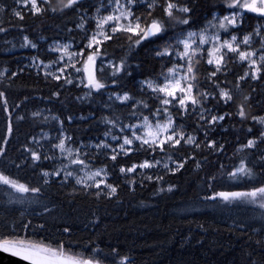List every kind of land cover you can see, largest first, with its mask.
Wrapping results in <instances>:
<instances>
[{
	"label": "trees",
	"instance_id": "obj_1",
	"mask_svg": "<svg viewBox=\"0 0 264 264\" xmlns=\"http://www.w3.org/2000/svg\"><path fill=\"white\" fill-rule=\"evenodd\" d=\"M104 1L77 0L64 8L67 0H39L43 10L34 14L29 3L0 0V176L30 189L19 192L0 182V238L62 244L74 257L99 264H264V197L230 195L264 187V61L256 75L236 53L223 51L220 66L209 63L205 51L194 55L196 103L186 109L176 101L161 103L165 97L145 84L162 85L179 62V41L205 29L214 14L234 10L235 0H134V16L145 27L161 21L164 30L147 39L143 32L118 31L102 41L99 60L113 67L98 74L99 89L80 84L73 73L31 65L32 58L55 62L58 56L47 48L55 41L85 49ZM168 3L176 5L171 17ZM263 22L244 11L242 24L225 35L258 38ZM23 38L36 48L11 51L10 42ZM218 116L223 119L213 121ZM169 117L179 143L133 140L125 152L111 139L130 135L126 127L144 118ZM42 132L50 138L33 141ZM65 135L72 158L83 161L73 171L103 168L104 185L62 174L66 160L59 159L57 144ZM241 165L249 174L238 171Z\"/></svg>",
	"mask_w": 264,
	"mask_h": 264
},
{
	"label": "rangeland",
	"instance_id": "obj_2",
	"mask_svg": "<svg viewBox=\"0 0 264 264\" xmlns=\"http://www.w3.org/2000/svg\"><path fill=\"white\" fill-rule=\"evenodd\" d=\"M156 0H141L140 3H149L154 2ZM39 3V0H37V4ZM241 3H243V0H241ZM31 5V3H29ZM136 4V2L129 3L128 0H119V4L117 3V0H106L104 1L98 8V11L96 12L95 16L93 17V25L95 29L92 31V34L89 37V40L85 46V49L79 50L77 48V45L73 42H63V41H55L52 43H49L47 46L48 50L52 53H55L58 57V59L55 62H44L43 60L32 58L30 60L31 65L35 66L36 68H41L46 71H50L55 74L60 75H66L67 73H73L76 76V79L80 82V84L83 83V85H91L93 87L95 83L102 82L99 80L98 74L101 72H104L106 67H113L111 62L108 61H102L99 60V56L97 55L98 49L100 47V44L102 41L106 40L103 35H101V32H104L106 35L110 36L111 34H114L118 30L113 32L112 28L113 26H127L129 23L132 24L133 28L135 27V24L137 22L140 23L141 28H145L143 25V22L140 18H136L134 16L132 7ZM234 4V3H233ZM32 6V5H31ZM119 8V11L117 10ZM241 8V9H240ZM234 10L228 12L224 16H220L218 14H214L212 17V22L209 24L205 29L201 31H189L181 40L188 39V34L195 33L196 35L191 38V51H195V56L198 55L200 52H207L209 55V59L212 60L213 65L220 66L223 63V51L232 52L238 54V58L245 63H248L254 70V73L257 75L259 73V67L261 64V56H264V22L263 25L258 24L257 30L261 33L259 34L258 38L253 37V35L248 34L244 36H237V35H225L229 32V28H235L242 24L243 22V16L244 11H249L240 5H236L233 7ZM125 10H130L132 13V16L125 19L123 16H121V12ZM252 12V11H251ZM256 13V12H254ZM258 14V13H256ZM232 15L236 16V22L235 24H229L227 21H225V17ZM260 15V14H259ZM108 16L113 17H120L119 20H112L108 21L107 23L104 22V18ZM262 16V15H261ZM264 17V16H263ZM224 23L226 28H221L220 24ZM130 33H133L132 31H128ZM140 33V32H139ZM142 33V32H141ZM135 34V33H133ZM95 36V40L93 37ZM201 36L205 38L206 42H201ZM233 36L236 37L235 41H232ZM249 37L248 43H244V38ZM99 41V43H97ZM224 41H228L232 43L233 49H238V51L230 50L227 46H224ZM179 49L178 53L184 52V45L179 42ZM36 48V45L32 43L30 40L23 38L17 41H11L10 42V49L11 51H18V52H24L27 50H34ZM244 52L248 53V55L245 59H241L239 53ZM168 53V52H167ZM177 53V59L179 60L178 64H176L169 72H168V78L167 80L162 84L158 85L156 81H146L145 84L149 86V84L153 85V87H165L167 85V91H172L175 89L174 96L166 95L165 92H160L165 99H168L169 101H176L179 105H181L183 108H187L189 104H193L194 98V87H193V80L190 77L194 76L195 70L192 62V68L193 71L191 73L188 72V57H182L181 55H178ZM193 55V56H194ZM24 56H26L24 54ZM92 57L90 60L89 57ZM192 56V57H193ZM27 58V57H26ZM91 61L95 65V72L92 75V78H88L87 74V63ZM254 61V63H252ZM188 77V78H185ZM179 81V85H177L175 82ZM191 85V87H189ZM153 87H150L153 90ZM96 88V87H95ZM99 89V88H96ZM183 89V90H182ZM115 98H117L119 101H124L123 97L127 95H114ZM184 98V104H180L179 100L180 98ZM226 98V97H225ZM196 103V102H195ZM39 114L44 115L46 117H51L52 115L49 113V111H42ZM220 116L217 117V120ZM55 119V117H54ZM260 122L264 120V118L259 119ZM147 121L149 124L152 125V129H148L144 127L145 124V118L138 123H136L133 126L126 127V131L128 130L130 132V135L128 134H122L118 136H111L112 141H116L119 143L120 149L121 145H123L124 148L128 147L129 145H124V139L128 138L133 140L135 139V135L138 136H145L147 133L146 138H148L150 141L153 138H158V141H163L162 144L159 142L156 144L157 146H162L163 144L171 141L167 139V137L170 134L173 135L172 140H178V137L173 132L172 129V121L169 124V118L165 120H151L147 118ZM156 124L161 125H167L165 129H161L158 137L157 133L154 131ZM264 124V123H263ZM120 131V130H119ZM50 138V134L48 132H42L38 136H36L33 141L37 143H41L47 139ZM191 139H193L191 137ZM141 141V140H139ZM254 141V140H252ZM63 142L66 149L71 150L69 151H61L58 145ZM150 145H153L150 143ZM255 145V141H254ZM59 159H65L66 162L63 166H61V171L63 175H67V173L71 172L72 175L70 177H74L79 182H82L84 184H95V185H104L105 180L107 179V172L103 168H99L96 170H81V172L75 173L72 169V167L76 166L77 163H73V160L75 158H72V155L74 153V150L71 148L68 142V137L65 135L62 141L57 144ZM149 166V163H147ZM97 171L100 172L99 176L93 175ZM69 176V175H67ZM256 231H260V228H257Z\"/></svg>",
	"mask_w": 264,
	"mask_h": 264
},
{
	"label": "snow or ice",
	"instance_id": "obj_3",
	"mask_svg": "<svg viewBox=\"0 0 264 264\" xmlns=\"http://www.w3.org/2000/svg\"><path fill=\"white\" fill-rule=\"evenodd\" d=\"M19 3L23 4L25 7H27L28 3H31L32 7L30 9V11H33V13H40L43 9L41 6H38L37 4V0H18ZM50 0H43V3L47 4L49 3ZM61 2H63V0H61ZM77 0H67V3L64 4V8H68L71 7L74 3H76ZM129 3L134 2V0H128ZM117 3L119 4V0H117ZM240 5L241 7L252 11V12H256L262 16H264V0H243V3H241V0H235V3L230 5L231 7H235L236 5ZM176 5L173 3H168L167 5V13L168 15L171 17L172 16V11L171 9L175 8ZM119 11V8L117 9ZM51 11L55 12V9H51ZM61 11H63V9H61ZM178 11L180 12H187L188 9L187 8H179ZM20 19H23V16L21 15V13L16 12L15 13ZM121 16H123L125 19L129 18L132 16V13L130 10H125L123 12H121ZM120 17H113V16H108L104 18V22L107 23L108 21H112V20H119ZM225 21H227L229 24H235L236 22V16L232 15L231 17L226 16ZM180 23H187L188 21L186 19L178 21ZM221 28H226L224 23L220 24ZM118 30H123V31H132L135 34H139V32H143L144 35L141 37V39H147L148 36L151 35H157L159 33H161L164 28H163V24L161 21L155 20L153 19L151 21V24L146 26L145 28H141V25L139 22H137L135 24V27L133 28L132 24L129 23L127 26H113L112 31H118ZM101 35L104 36L105 39H111L110 36L106 35L104 32L100 33ZM195 33H189L188 34V39H184V40H180L179 42L182 43L184 45V52L183 53H178V55H181L182 57H188V72L191 73L193 71L192 68V56L195 54V51H191V38L193 36H195ZM93 39L95 40V36L93 37ZM236 39L235 36H233L232 41L234 42ZM249 41V37H245L244 38V43H248ZM140 41H137V43H139ZM201 42H206L205 38L203 36H201ZM97 43H99V41H97ZM224 46H227L230 50L233 51H238V49H233L232 47V43L228 42V41H224ZM167 54L166 51L164 53H158V55H164ZM241 59H245L248 55V53H244V52H240L239 53ZM223 57H221L222 59ZM89 59L91 60L92 57L90 56ZM262 61H264V56H261L260 58ZM209 63H212V60H209ZM254 63V61L252 62ZM219 71V69H217ZM188 78V77H185ZM191 79H195L194 76L190 77ZM177 85H179V81L175 82ZM94 86L96 88H101L104 85L100 84V83H95ZM150 87H153V85L149 84ZM191 87V85L189 86ZM154 91H159V92H165L166 95L169 96H173V98L175 99L174 96V92L175 89H173L172 91H167V85L165 87H153ZM183 90V89H182ZM0 95H2V93H0ZM222 96L226 97L228 100H231V96L229 95V93L227 92H222L221 93ZM124 100H128L129 97L128 96H124L123 97ZM196 101L193 100V103H195ZM161 103L167 105L170 103V101L168 99H163L161 101ZM180 104H184V98L181 97L179 100ZM159 111V110H158ZM241 115H243V109L241 108ZM213 121H215L217 119V117H212ZM219 119H223V116L219 117ZM262 123H264V120L261 121ZM168 123H171V118L169 117V121ZM145 128L148 129H152V125L149 124V122L147 121V118H145V124H144ZM167 127V125H161V124H156L154 131L157 133V137L158 134L160 132L161 129H165ZM173 135L174 134H170L167 139L172 140L173 139ZM135 139L141 140V142L143 144H153L156 145L158 142L160 144L163 143V141H158V138H153L151 141L146 138L147 133L145 136H138L135 135ZM181 139H183V137H181ZM189 143H192V139L189 138L188 140ZM133 143V141L131 139L125 138L124 139V145H131ZM174 143H179V140H175ZM248 147H253L254 146V141L250 140L248 142ZM58 147L60 148V150L63 151H71L69 149H66L63 142H61L60 145H58ZM121 151H127L124 149L123 145H121ZM33 157L34 159H38L39 157L36 156L35 153H33ZM113 159H115V155H113L112 157ZM73 163H83V161H80L78 159H74ZM148 164L147 162L143 165H141V167H147ZM182 167V165H180ZM134 169H128V171H132ZM121 171H125V169H121ZM239 172L244 173V174H249L248 170H246L243 165H241V168L238 169ZM44 175H49L48 173H44ZM67 175H72L71 172L67 173ZM93 175L95 176H99L100 172L97 171L96 173H94ZM233 175H235V173H233ZM0 182H3L4 184L10 185L12 188H14L16 191L19 192H28L30 191L29 188H27L25 185L23 184H17L15 181H12L10 179H8L7 177L4 176H0ZM79 182V181H78ZM31 191L36 192L38 191V189H31ZM112 191L115 192V188H112ZM257 194H260V196L264 197V187L256 189L253 192L250 193H232L230 194L233 198L235 197H251L253 198V201L255 200ZM222 196L225 197V199L228 198L229 194H221ZM261 207H264V203L260 204ZM67 231V229L65 230ZM0 249H2L5 252H9L11 251V254L13 256H15L17 259H21L24 261V264H99L98 261H93L91 259H85L82 257H74L73 254H71L70 252L66 251L64 249V246L58 245V246H53L50 243H45L44 241H36V240H30L27 238H17V239H5V238H0Z\"/></svg>",
	"mask_w": 264,
	"mask_h": 264
},
{
	"label": "water",
	"instance_id": "obj_4",
	"mask_svg": "<svg viewBox=\"0 0 264 264\" xmlns=\"http://www.w3.org/2000/svg\"><path fill=\"white\" fill-rule=\"evenodd\" d=\"M152 36L155 35L148 36V38ZM95 68L96 67L93 62L89 61L87 63V74L89 79L92 78V75L95 72ZM0 264H24V261L21 259H17L15 256H13L11 254V251L5 252L2 249H0Z\"/></svg>",
	"mask_w": 264,
	"mask_h": 264
}]
</instances>
